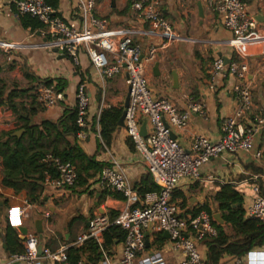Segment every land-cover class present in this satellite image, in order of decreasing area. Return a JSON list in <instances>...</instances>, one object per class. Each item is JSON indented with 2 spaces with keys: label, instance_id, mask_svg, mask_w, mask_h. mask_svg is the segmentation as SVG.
Here are the masks:
<instances>
[{
  "label": "built area",
  "instance_id": "obj_1",
  "mask_svg": "<svg viewBox=\"0 0 264 264\" xmlns=\"http://www.w3.org/2000/svg\"><path fill=\"white\" fill-rule=\"evenodd\" d=\"M161 1L132 0L130 13L149 24L148 29L138 30L140 34H136L111 30L106 20L96 18V0H76L75 12L81 20L78 27L56 16L45 0H11L16 14L37 20L45 29L52 47L61 50L74 65L79 64L80 53L87 56L103 97L106 83L117 75H125L129 101L127 108L123 109V129L159 191L139 196L123 168L112 160L101 170L98 183L102 189L123 197V210L112 220L106 214H94L85 231L55 251L41 246L39 254L37 236L27 233L23 237L24 252L10 256L3 264H87L82 260L71 262L67 250L88 245L97 252L98 261L94 264H168L163 252H149L146 247L147 234L162 236L164 233L168 236L164 251L173 254L178 264H207V248L203 257L198 247L205 240L216 237L212 226L214 220L205 211L196 215L183 214L180 204L173 200V193L184 181H200L202 167L214 159L231 166L239 156L253 154V159L259 160L264 155L261 150H254V141L264 138V115L253 114L251 87L247 81L248 65L242 50L255 34L257 21L248 14L247 5L241 0H204L205 6L217 15L222 29L230 35L225 47L232 50L228 61L221 56L213 60L210 75L212 79L226 75L236 80L232 91L237 105L231 116L223 121L219 140L197 136L188 148H183L173 138V130L184 129L191 115L207 116L201 104L189 101L184 109H179L168 97L152 92L148 84L146 69L156 60L158 52L187 41L164 19L160 11ZM136 36L141 37L144 48L134 43ZM0 50L15 51L16 47L0 41ZM36 90L37 102L45 109L55 107L62 100L55 84L46 86L42 83ZM104 108L102 101L96 123ZM74 110L79 129L77 140L82 142L91 127L86 80L80 81L76 87ZM143 124L145 136L140 134ZM48 159L54 163L57 178L46 176L43 185L53 191L77 185L74 165ZM251 180L254 182L250 186L253 197L244 206V217L264 222V196L257 183L260 176ZM28 207L25 202L24 206L7 211L6 223L19 235L18 229L28 217ZM43 216L47 220L50 213L46 211ZM112 226L124 232L119 256L113 255L111 247L105 245L104 234ZM235 264H244V260L238 259Z\"/></svg>",
  "mask_w": 264,
  "mask_h": 264
},
{
  "label": "crops",
  "instance_id": "obj_2",
  "mask_svg": "<svg viewBox=\"0 0 264 264\" xmlns=\"http://www.w3.org/2000/svg\"><path fill=\"white\" fill-rule=\"evenodd\" d=\"M54 1L55 7L51 6V8L55 10L56 16L78 27L81 20L75 12L76 0ZM129 2L130 0H96L94 16L106 20L111 30L132 31L140 34L138 30L148 29L149 24L143 22L140 16L130 13ZM246 5L248 14L257 21L255 34L250 43L242 49L248 65L247 81L251 87L253 114L264 115V0H252ZM160 11L164 19L179 35L186 37L187 41L173 44L158 52L156 60L146 69L148 84L152 92L168 97L179 109H184L189 101L204 107L206 118L191 115L184 129L173 130V138L183 148H188L197 136H206L212 141H217L222 134L223 121L231 116L237 105L232 91L236 80L226 75L212 79L210 68L217 57L221 56L228 61L227 57L232 50L225 46L230 35L222 29L217 15L205 6L204 0L181 2L162 0ZM259 17L260 20H257ZM0 41L11 43L16 47L15 51L0 50V89H4V96H8L12 90L16 89L26 92L23 97L14 100L16 105L28 107L37 92V87L45 80H62L66 84L61 92L62 100L51 109L38 112L31 119L33 123L56 122L66 107L74 108L76 87L80 81L86 80L91 127L87 131L85 140L78 141L79 146L87 156L95 155V160L104 164V167L112 160L118 162L134 189L147 173L124 129L118 128L115 131L109 147H105L98 135L91 131L102 101L104 109L121 107L123 110V105L118 106L115 102L124 91L125 96L127 94L125 75H117L109 80L103 97L87 56L83 52L80 53L79 64L74 65L61 50L52 47L43 27L32 30L30 27L23 26L22 17L16 14L11 0H0ZM133 41L144 48L141 37L136 36ZM155 66H157V75L154 72ZM170 69H173L177 76L176 88L172 79L173 71L168 77ZM153 79L158 81L159 85L153 82ZM107 89L111 100L106 102ZM19 125L21 123L16 120L10 110L0 107V132L14 131ZM95 129L99 130L97 123ZM254 150H261L264 153V138L254 141ZM254 176H260L257 183L261 187L262 194L264 192V155L259 160L253 159V154L239 156L231 166H226L221 160L214 159L202 167L200 181L182 182L173 193V200L180 204L183 214H191L207 205L213 220L224 227L228 236H232L231 228L217 221V216L220 217V214L216 210L217 205L213 197L219 186L236 185L239 193L243 194L244 208L253 197L250 186L254 183L251 180ZM105 193L110 191L99 186L98 175L90 179L84 187L76 186L62 191H53L47 185H43L42 191L39 190L37 193L41 195L42 202L28 204L29 207L26 210L28 217L24 221L23 228L27 230V233L37 236L40 246L48 249L51 246L57 250L70 243L68 240L71 235H73V241L79 233L85 231L94 214H106L111 219L124 209V200L113 199L109 195H103ZM0 197L1 202L7 201L0 216V264H3L9 260L3 248L7 211L12 207L24 206L27 197L26 192L15 193L11 189L2 187L1 183ZM46 211L50 213V218L47 220L43 216ZM31 214L34 216V221L32 228L29 229L28 222ZM78 218H81L83 222L77 224L69 234L68 228L73 226L72 220ZM37 220L42 222L41 236L35 233L34 223ZM157 237L147 234L148 251L163 252L168 264H178L173 254L164 251L166 240L157 242ZM120 250L121 243H115L110 248L115 256H119ZM198 250L204 257L206 248L203 242L199 244ZM243 260L244 264H264V249L251 251ZM82 261L87 263L84 259ZM223 264H235V262L226 259Z\"/></svg>",
  "mask_w": 264,
  "mask_h": 264
},
{
  "label": "trees",
  "instance_id": "obj_3",
  "mask_svg": "<svg viewBox=\"0 0 264 264\" xmlns=\"http://www.w3.org/2000/svg\"><path fill=\"white\" fill-rule=\"evenodd\" d=\"M241 1L245 4L252 2V0ZM45 2L48 6L55 7L54 0H45ZM131 2L132 0L129 5ZM22 24L32 30L42 28L37 20L27 16L22 17ZM43 84L46 86L55 84L58 93H61L66 85L62 80H45ZM25 93V91L16 89L12 90L8 96H4V89H0V107L10 110L16 120L21 123L14 131L0 132V183L2 187L11 189L15 193L26 192L27 203L33 205L42 202L41 195L37 193L39 190L42 191L46 176L57 178L54 163L48 157L74 165L78 176L76 185L78 187H84L95 175L99 176L104 164L97 162L95 155L87 156L80 148L77 140L79 129L76 125L74 108L66 107L56 122L33 123L31 119L45 108L37 102V92L28 107L16 105L14 100L23 97ZM122 112L121 107L103 109L98 118V131L95 129L96 122L93 123L91 131L98 134L105 147L110 146L112 136L118 129ZM20 130H24V134L20 138L12 136ZM134 190L139 196H143L146 193L157 192L159 188L147 174ZM103 195H109L116 200H124L118 193L110 192ZM262 195L264 196V192ZM0 200H2L1 197ZM213 201L217 205L216 210L220 214L222 222L231 228L233 234L228 236L222 225L212 221L217 235L215 238L203 242L207 248V264H223L226 259L235 262L238 259H244L251 251L260 249L264 245V222L244 217L243 197L236 185L219 186ZM3 202L4 205L7 204V201ZM200 211L212 215L207 205L193 211L192 214L196 215ZM113 218L111 217L110 220ZM72 221L73 226L68 228L69 234L77 224L83 222L81 218ZM4 235L6 247L4 250L9 257L24 252L23 241L19 239L16 230L6 224ZM72 239L73 235L68 241L71 242ZM104 240L106 246L112 247L115 243L123 242L124 232L118 227L112 226L104 234ZM157 242H164L161 235H158ZM49 247L50 250L55 251V247ZM67 255L73 263L82 259L93 264L98 261L96 249L92 245L82 249L70 248L67 250Z\"/></svg>",
  "mask_w": 264,
  "mask_h": 264
},
{
  "label": "water",
  "instance_id": "obj_4",
  "mask_svg": "<svg viewBox=\"0 0 264 264\" xmlns=\"http://www.w3.org/2000/svg\"><path fill=\"white\" fill-rule=\"evenodd\" d=\"M257 20H260V17L257 18ZM157 66H155L154 68V72H155V75H157ZM172 79H173V83H174V88L177 87V76H176V73L173 71L172 72ZM128 101H129V95L128 93L126 94L125 96V99H124V102H123V109H126L127 106H128ZM123 119H124V111L122 112L121 114V117L119 119V122H118V128H123ZM24 134V130H21L19 132H16L13 134L14 137L16 138H20L21 135ZM140 134L142 136H145V124L142 125L141 129H140ZM3 207H4V204L3 202L0 201V216L2 215V212H3ZM217 221L222 224L223 222L221 221L220 217L217 216ZM34 229H35V233L38 235V236H41L42 235V222L40 220H37L35 223H34ZM19 233H20V240H23V237L27 234V230L25 228H19L18 229ZM163 239H167L168 236L166 233H164L162 235ZM3 248L5 249V245L3 246ZM38 252L40 254L41 252V246H38Z\"/></svg>",
  "mask_w": 264,
  "mask_h": 264
},
{
  "label": "rangeland",
  "instance_id": "obj_5",
  "mask_svg": "<svg viewBox=\"0 0 264 264\" xmlns=\"http://www.w3.org/2000/svg\"><path fill=\"white\" fill-rule=\"evenodd\" d=\"M172 71H173V69L168 70V77L170 76V74H171ZM146 78H147V76H146ZM153 82H156L157 85H159V82L156 81V80H154V79H153ZM118 97H119V99H118L117 102H115V104H117L118 106H121V105H123V102H124V99H125V91L121 95H119ZM105 98H106V102H107V100H111V95L109 94V90L108 89L106 90V96H105ZM33 221H34V216L31 214V218H30V220L28 222V228L29 229L32 228Z\"/></svg>",
  "mask_w": 264,
  "mask_h": 264
}]
</instances>
